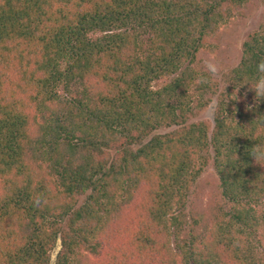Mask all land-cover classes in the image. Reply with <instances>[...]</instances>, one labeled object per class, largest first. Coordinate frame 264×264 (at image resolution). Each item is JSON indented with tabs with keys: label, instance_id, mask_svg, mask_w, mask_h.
<instances>
[{
	"label": "trees",
	"instance_id": "trees-1",
	"mask_svg": "<svg viewBox=\"0 0 264 264\" xmlns=\"http://www.w3.org/2000/svg\"><path fill=\"white\" fill-rule=\"evenodd\" d=\"M243 2L0 0V264H264V30L226 87L197 83ZM211 163L230 219L185 239Z\"/></svg>",
	"mask_w": 264,
	"mask_h": 264
},
{
	"label": "rangeland",
	"instance_id": "rangeland-1",
	"mask_svg": "<svg viewBox=\"0 0 264 264\" xmlns=\"http://www.w3.org/2000/svg\"><path fill=\"white\" fill-rule=\"evenodd\" d=\"M222 11L219 30L207 40L196 61V69L204 73V62L210 57L215 58L222 73L220 79H211L218 81L220 87L225 86L231 71L240 64L243 45L249 35L264 30V0H245L242 4L225 6ZM169 81L170 79L159 85ZM156 85L155 87L158 88ZM246 99V97H238V106L247 107L249 102L252 106L253 102ZM216 103L217 96L194 121L208 120L213 123ZM85 198L86 195L81 197L80 203ZM231 208L232 204L222 195L219 177L211 163L191 193L186 209L189 224L185 228L186 231L182 232V236L190 239V230L193 228L195 229L194 238L198 242L203 241L212 226L219 225V221L230 219ZM172 248L177 251L179 249L176 236L172 237ZM56 255H53L54 259Z\"/></svg>",
	"mask_w": 264,
	"mask_h": 264
},
{
	"label": "clouds",
	"instance_id": "clouds-1",
	"mask_svg": "<svg viewBox=\"0 0 264 264\" xmlns=\"http://www.w3.org/2000/svg\"><path fill=\"white\" fill-rule=\"evenodd\" d=\"M256 71L258 75L250 85V90L254 91L256 101H260L261 99H264V60L257 63ZM204 73V75L198 78L197 83H207L208 78H221L222 69L215 61L214 57H210L204 62ZM251 155L257 163L264 162V150H261L260 147H255L251 152Z\"/></svg>",
	"mask_w": 264,
	"mask_h": 264
}]
</instances>
